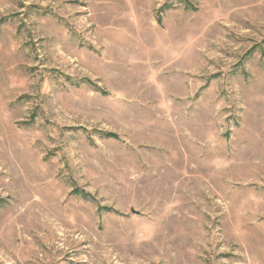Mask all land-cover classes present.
<instances>
[{
  "label": "rangeland",
  "instance_id": "rangeland-1",
  "mask_svg": "<svg viewBox=\"0 0 264 264\" xmlns=\"http://www.w3.org/2000/svg\"><path fill=\"white\" fill-rule=\"evenodd\" d=\"M0 264H264V0H0Z\"/></svg>",
  "mask_w": 264,
  "mask_h": 264
}]
</instances>
